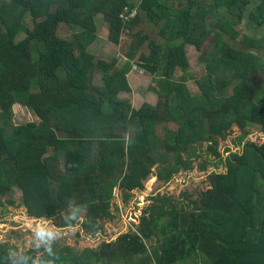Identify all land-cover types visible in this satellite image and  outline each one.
I'll return each mask as SVG.
<instances>
[{"label": "trees", "instance_id": "trees-1", "mask_svg": "<svg viewBox=\"0 0 264 264\" xmlns=\"http://www.w3.org/2000/svg\"><path fill=\"white\" fill-rule=\"evenodd\" d=\"M138 8L166 40L135 33L126 58L147 44L140 67L166 77L171 65L189 66L186 47H195L205 64L204 74L192 78L196 94L187 78H167L158 103L136 109L118 97L131 91L122 71L113 70L106 86L94 84L112 67L90 50L98 16L118 45L142 20L140 12L122 18L136 9L128 0H0V208L16 187L31 216L54 218L63 228L82 218L83 229L96 234L116 218L115 189L128 202L157 167L165 183L193 170L204 154L200 170H225L212 171L210 188L185 208L167 196L152 198L135 233L82 251L52 241L40 256L0 244V264H264V144L247 140L249 125L264 134V0H141ZM217 13L212 28L208 20ZM244 19L258 37L241 42L257 54L225 37L237 40ZM62 28L69 36L60 35ZM20 30L43 49L24 55L15 43ZM99 95L109 97L111 113L70 102L97 105ZM16 104L40 123H11ZM233 125L241 130L233 139L240 150L227 148L224 157L219 141Z\"/></svg>", "mask_w": 264, "mask_h": 264}, {"label": "rangeland", "instance_id": "rangeland-1", "mask_svg": "<svg viewBox=\"0 0 264 264\" xmlns=\"http://www.w3.org/2000/svg\"><path fill=\"white\" fill-rule=\"evenodd\" d=\"M140 2L141 0H134L135 5H139ZM135 11L141 13V22L134 27L133 33H129V31L123 33L118 45L110 41L109 28L103 24L100 19L101 16H98L97 39L90 47V50L97 58L112 63V67L110 72L97 74L93 79L94 84L97 86H106L107 78L113 70L122 71L127 76L131 91L121 92L118 94V97L122 100H128L136 109H139L146 103L156 105L163 93L167 78L173 80H183L187 78L186 84L188 88L192 94H196L198 88L194 79L200 78L204 74L205 64L200 60L202 51L197 50L195 47H186L189 66L184 69L171 65L166 77L153 76L140 67V62L138 61L139 56L143 52L147 53V44L138 52L136 51L134 59L129 61L126 58L127 53L135 47V45H133L134 38L132 37L135 33L142 32L147 35L149 39L161 45H164L166 40L159 34L160 31L158 28L146 19L145 11H141L138 6ZM220 17L222 16L218 13L214 16H210L208 20L209 26L215 28V24ZM245 20L246 19L237 27L240 33L239 38L234 40L229 35H226V39L239 49L250 50L255 54L261 51L259 55L264 57V50L259 51L257 49H251L241 42V38L246 36L257 38L258 35H255V32H264V28L254 31V25L252 26L249 20ZM59 33L63 37L69 36V32L64 28H62ZM145 42L148 43L147 41ZM15 43L16 47L24 55L30 57L35 50L43 49L41 43L38 40L29 38L25 30L19 31L15 38ZM127 63H130V67L127 66ZM98 98L100 101L97 105L84 100L70 99V102L78 107L95 109L103 113H111L113 108L109 97L99 95ZM11 114V123L15 125L23 124L28 121L37 124L40 123L39 118L31 110L18 104L13 106ZM247 130L249 131L248 141L264 144V134L258 125H249ZM240 135L241 130L239 127L233 125L232 133L226 140L219 141V151L224 157L229 155V153L226 152L227 148L232 149L234 152L240 150V147L233 142V139ZM207 146L208 144L205 143L202 151H205ZM203 157L205 158V154ZM204 158L198 159L193 163V170L188 172L181 170L178 174H175L169 183H165L158 179L160 169L158 167L155 168L152 175L143 182L144 188L133 191L132 197L128 202H124L123 193L115 189V200L112 210L116 214V218L104 221L102 223L103 229L96 234L87 232L83 229L81 225L83 221L82 218L76 226L63 228L57 225L58 220L54 218H37L31 216L28 208L23 204L22 192L18 188L13 187L12 194L5 198L6 207L0 208V244L16 246L19 252L35 249L40 256L52 241L82 251L86 248H98L104 241L111 242L116 240L117 237L123 233H135L136 227L140 225L142 219L149 216V209L153 204L152 198L167 196L174 203H180L181 206L185 208L187 205L191 204V202H195L199 199L200 192L210 188L208 175L214 170L224 171L225 168L220 167L216 169L212 164L208 166L206 171H202L200 170V164ZM1 180H3V178ZM10 199L15 200V206L8 203ZM115 206L120 207V211L116 212ZM40 227L54 232L55 236L52 239H40V237L36 235V231ZM154 243L155 242H150L149 247Z\"/></svg>", "mask_w": 264, "mask_h": 264}, {"label": "clouds", "instance_id": "clouds-1", "mask_svg": "<svg viewBox=\"0 0 264 264\" xmlns=\"http://www.w3.org/2000/svg\"><path fill=\"white\" fill-rule=\"evenodd\" d=\"M134 13H135V15L133 17H131V18H134L136 16L137 12L135 10L129 16H131ZM36 235L38 237H40V239H45V238L52 239L55 236V233L50 231V230H48V229H46V228H44V227H40V228L37 229Z\"/></svg>", "mask_w": 264, "mask_h": 264}, {"label": "crops", "instance_id": "crops-1", "mask_svg": "<svg viewBox=\"0 0 264 264\" xmlns=\"http://www.w3.org/2000/svg\"><path fill=\"white\" fill-rule=\"evenodd\" d=\"M128 2L132 3L135 7L139 6V5H135L134 0H128ZM170 3L172 4V0H170ZM174 5L177 6V4Z\"/></svg>", "mask_w": 264, "mask_h": 264}, {"label": "built area", "instance_id": "built-area-1", "mask_svg": "<svg viewBox=\"0 0 264 264\" xmlns=\"http://www.w3.org/2000/svg\"><path fill=\"white\" fill-rule=\"evenodd\" d=\"M134 16V14H132L131 16H129V17H126V16H122V18L124 19V20H128L129 18H131V17H133Z\"/></svg>", "mask_w": 264, "mask_h": 264}]
</instances>
